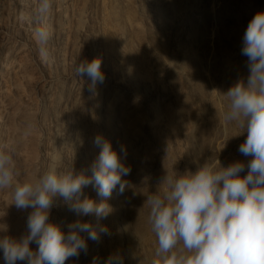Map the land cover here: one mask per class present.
<instances>
[{
    "label": "rangeland",
    "instance_id": "1",
    "mask_svg": "<svg viewBox=\"0 0 264 264\" xmlns=\"http://www.w3.org/2000/svg\"><path fill=\"white\" fill-rule=\"evenodd\" d=\"M38 4L0 0V150L13 153L24 183L52 169L90 175L97 135L118 152L124 145L129 186L107 201L111 212L98 224L108 232L65 264H105L110 255L122 264H160L146 196L166 174L248 159L238 151L246 134L224 119L223 93L248 75L242 37L264 0H53L42 23ZM37 27L51 34L47 59ZM97 58L105 81L93 93L75 68ZM84 192L101 199L91 185ZM12 202L11 189L0 190L7 229L0 238L26 234L32 209ZM77 219L55 199L50 221L67 231ZM83 220L97 224L94 216Z\"/></svg>",
    "mask_w": 264,
    "mask_h": 264
},
{
    "label": "clouds",
    "instance_id": "2",
    "mask_svg": "<svg viewBox=\"0 0 264 264\" xmlns=\"http://www.w3.org/2000/svg\"><path fill=\"white\" fill-rule=\"evenodd\" d=\"M52 8L53 0H39L37 22L42 23ZM35 38L41 57L47 59L50 32L37 27ZM241 55L247 57L248 75L223 93L227 100L224 119L246 134L238 151L248 159L226 167L208 161L195 172L166 174L157 191L146 196L160 264H264V10L248 22ZM75 72L88 77L93 93L105 81L99 58L80 63ZM93 142L100 151L90 175L75 173L72 168L52 169L34 182L24 183L18 181L21 173L13 153L0 150V190L11 189L17 209H32L25 235L0 238L4 264H65L69 258L87 253V240H98L101 233L108 232L98 221L111 212L107 201L113 191L122 195L128 188L123 178L131 169L124 162V145L118 152L102 135ZM90 185L101 197L99 201L85 194ZM56 198H62L78 217L66 225L67 231L50 221ZM90 216L96 217L97 224L83 220ZM0 231L7 229L2 225ZM32 244L37 245L35 250ZM105 264H122V258L110 255Z\"/></svg>",
    "mask_w": 264,
    "mask_h": 264
},
{
    "label": "bare ground",
    "instance_id": "3",
    "mask_svg": "<svg viewBox=\"0 0 264 264\" xmlns=\"http://www.w3.org/2000/svg\"><path fill=\"white\" fill-rule=\"evenodd\" d=\"M210 9H212V8H210ZM213 10V9H212ZM212 29V28H211ZM208 31H210V29L208 30ZM214 31V30H213ZM212 33H214V32H212ZM211 34V33H210ZM209 38H211L210 37V35H209V33L206 35V40H209Z\"/></svg>",
    "mask_w": 264,
    "mask_h": 264
}]
</instances>
